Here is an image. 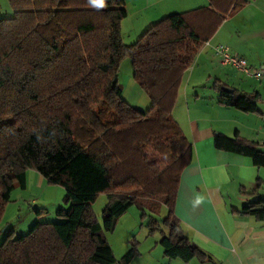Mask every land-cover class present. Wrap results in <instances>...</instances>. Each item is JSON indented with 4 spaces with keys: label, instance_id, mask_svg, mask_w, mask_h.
Segmentation results:
<instances>
[{
    "label": "trees",
    "instance_id": "1",
    "mask_svg": "<svg viewBox=\"0 0 264 264\" xmlns=\"http://www.w3.org/2000/svg\"><path fill=\"white\" fill-rule=\"evenodd\" d=\"M9 1L15 17L0 20V223L16 186L26 187L28 170L62 186L66 207L58 212L63 222L37 224L0 243V264H118L106 233L132 206L153 214L168 208L170 235L159 242L165 257L214 261L184 237L176 217L193 145L172 113L201 47L250 0H210L170 15L131 46L122 30L130 0ZM126 57L151 99L147 111L124 100L119 72ZM221 96L227 106L258 112L257 93ZM214 138L219 150L264 167L258 142L239 134ZM261 186L241 190L259 197L241 214L264 221ZM103 193L109 203L101 222L91 206Z\"/></svg>",
    "mask_w": 264,
    "mask_h": 264
},
{
    "label": "crops",
    "instance_id": "2",
    "mask_svg": "<svg viewBox=\"0 0 264 264\" xmlns=\"http://www.w3.org/2000/svg\"><path fill=\"white\" fill-rule=\"evenodd\" d=\"M130 2L127 19L138 15V22L129 31L137 40L170 15L211 4L210 0H140L133 12ZM222 22L201 47L180 87L178 100L184 94L181 101L189 112L187 136L193 145V161L181 177L175 212L184 237L211 255L216 264H264V221L241 214L252 200L242 189L251 192L260 182L262 196L264 167L256 166L250 157L219 150L214 138L218 133L228 138L239 134L258 142L264 152V82L224 65L212 48L224 45L252 67H264V0H250ZM226 89L259 94L258 112L247 113L222 103L221 93Z\"/></svg>",
    "mask_w": 264,
    "mask_h": 264
},
{
    "label": "rangeland",
    "instance_id": "3",
    "mask_svg": "<svg viewBox=\"0 0 264 264\" xmlns=\"http://www.w3.org/2000/svg\"><path fill=\"white\" fill-rule=\"evenodd\" d=\"M130 9L137 11L140 0H130ZM9 0H0V20L15 17V10L10 5ZM133 16V15H132ZM138 22V15L127 19L124 22V42L131 46L137 41L129 28ZM137 37V36H136ZM141 37V36H140ZM120 85L123 87V97L127 103L140 110L147 111L151 107V100L145 90H142L135 80L134 69L130 57H126L120 64ZM184 96V94H183ZM182 96V97H183ZM172 113L179 124L178 127L188 135L189 118L188 111L181 101ZM26 187L16 186L4 210L3 220L0 223L1 235L0 243H4L8 237L17 239L22 235L30 233L37 224H55L64 221L58 216L61 208H65V189L56 184L50 183L37 171L28 170ZM261 197L264 198V191ZM252 200L257 201L259 197L253 194L248 195ZM109 203L108 195L100 194L92 204V209L98 220L103 222L104 211ZM168 208L161 207L159 213L153 214L146 210L142 211L136 206L130 207L127 212L118 218L115 231L106 233L107 240L111 246V252L118 260V264H123L125 256L132 254L129 264H202L197 258L191 263H186L180 259L175 260L164 257V249L161 239L170 235V230L163 222L169 216ZM231 222L228 220V223ZM231 224L232 228L234 224ZM120 262V263H119ZM175 262V263H171ZM210 262V261H208ZM208 264V263H205ZM209 264H216L212 261Z\"/></svg>",
    "mask_w": 264,
    "mask_h": 264
},
{
    "label": "built area",
    "instance_id": "4",
    "mask_svg": "<svg viewBox=\"0 0 264 264\" xmlns=\"http://www.w3.org/2000/svg\"><path fill=\"white\" fill-rule=\"evenodd\" d=\"M215 54L221 58L224 65L229 66L243 76L264 82V67L254 68L243 57L232 53L230 48L224 45L212 46Z\"/></svg>",
    "mask_w": 264,
    "mask_h": 264
},
{
    "label": "water",
    "instance_id": "5",
    "mask_svg": "<svg viewBox=\"0 0 264 264\" xmlns=\"http://www.w3.org/2000/svg\"><path fill=\"white\" fill-rule=\"evenodd\" d=\"M226 92H227V93H231V94L234 93V91L231 90V89H226Z\"/></svg>",
    "mask_w": 264,
    "mask_h": 264
}]
</instances>
